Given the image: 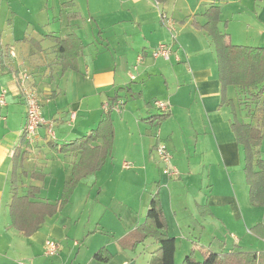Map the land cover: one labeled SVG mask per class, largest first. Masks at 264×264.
Instances as JSON below:
<instances>
[{
    "label": "crops",
    "instance_id": "1",
    "mask_svg": "<svg viewBox=\"0 0 264 264\" xmlns=\"http://www.w3.org/2000/svg\"><path fill=\"white\" fill-rule=\"evenodd\" d=\"M211 6L220 8L226 45L264 48V0H0V95L7 92L0 105V264H137L158 243L148 240L133 252L120 242L145 222L158 188L176 241L175 261L191 254L202 261L211 253L264 252V239L256 236L242 246L249 225L264 231V217L251 204L245 154L232 127L235 120L262 125L264 93L253 99L257 91L223 89L213 41L194 26L207 23ZM70 35L84 49L78 71L63 72L56 43L47 36ZM160 44L171 46L170 60L152 56ZM31 90L47 125L23 140L24 95ZM116 99L113 153L105 167L83 179L65 209L25 237L12 225L13 188L22 197L37 187L35 201H59L79 155L62 154L53 144H70L97 129L106 104ZM154 101L170 110L152 123L163 116ZM262 132L264 138V126ZM159 141L171 149L178 178L162 174ZM260 152L264 159L262 147ZM127 172L133 176L125 186L105 194V177L109 185ZM85 183L92 188H80ZM92 199L97 212L82 222ZM48 240L60 244L54 258L45 256ZM101 249L110 262L95 260Z\"/></svg>",
    "mask_w": 264,
    "mask_h": 264
},
{
    "label": "trees",
    "instance_id": "2",
    "mask_svg": "<svg viewBox=\"0 0 264 264\" xmlns=\"http://www.w3.org/2000/svg\"><path fill=\"white\" fill-rule=\"evenodd\" d=\"M155 1L159 4H164L171 0ZM220 15V8L211 6L204 14L207 23L204 26H200L195 22L194 26L199 30L205 31L213 41L223 89L235 86L242 91H257L256 94L253 93L251 96L256 99L260 94L264 93V48L226 45L224 34L218 27ZM47 37L56 43L54 51L62 71H78L77 60L84 49L80 39L75 35H70L63 39L54 36ZM0 70H2L1 64ZM117 104V99L108 102V111H104V119L98 128L87 136L70 144H53L54 149L62 154L79 155L78 162L73 166L70 175L65 181L59 201L54 204L48 201H35L37 195L41 192L40 188L37 187H30L26 195L22 197L17 195L18 188H13L15 194L10 206L12 225L25 237H31L37 233L46 219L54 217L62 211L69 204L81 181L101 170L112 156L115 132L111 114ZM261 111L263 113V121L260 127L243 124L237 120L232 123L233 131L244 150L245 174L249 185L250 201L255 207H264V159L260 152L263 141L264 103ZM165 118L166 115H163L150 118L149 120L153 123L157 120L162 121ZM22 138L26 140L25 132ZM100 140L102 144L96 145ZM16 154L18 153L16 152ZM14 161L17 162V160ZM15 173H17V168ZM31 176L35 180L43 179V175L33 173ZM148 240H154L158 243V248L151 255L150 264H176V241L168 234L159 188L151 198L145 222L123 239L120 245L134 252ZM94 258L102 263H108L112 259L106 249L99 250ZM182 264H264V252L211 253L202 261H197L191 254L184 259Z\"/></svg>",
    "mask_w": 264,
    "mask_h": 264
},
{
    "label": "built area",
    "instance_id": "3",
    "mask_svg": "<svg viewBox=\"0 0 264 264\" xmlns=\"http://www.w3.org/2000/svg\"><path fill=\"white\" fill-rule=\"evenodd\" d=\"M163 20H168L165 15H162ZM14 55L13 52H11ZM172 55V48L167 44H160L157 48L152 52V56L156 59L162 58L165 60H170ZM7 92L3 91L0 95V105L5 104V97ZM27 112H26V125L24 128V132L28 139H31L37 134V131L44 125H47L42 111V103L39 99L38 94L35 91H26L24 95ZM153 106L160 112L161 115H167L170 110V105L166 102L162 101H154ZM120 107V103L113 108V110H118ZM104 111H108V104H106ZM74 117V115H73ZM155 153L157 155V159L161 164L162 174L168 178H178L179 171L173 164V158L167 148V146L159 141L156 148ZM60 252V244L54 240H48L45 246V256L49 258L56 257Z\"/></svg>",
    "mask_w": 264,
    "mask_h": 264
},
{
    "label": "rangeland",
    "instance_id": "4",
    "mask_svg": "<svg viewBox=\"0 0 264 264\" xmlns=\"http://www.w3.org/2000/svg\"><path fill=\"white\" fill-rule=\"evenodd\" d=\"M261 111V110H260ZM261 114H262V111H261ZM162 143H164L166 146H167V148H168V150H169V152H170V154H171V156H172V158H173V164H174V155H173V153H172V151H171V149L169 148V146L167 145V143L166 142H164V141H162ZM263 145V146H262ZM262 145H261V147L264 149V138H263V141H262ZM261 147H260V150H261ZM104 167H105V165H104ZM132 176H133V173H130V172H127L126 174H124V176H123V178H122V181H119L118 182V178L117 177H114L116 180L114 181V183L113 184H109V185H107L106 183H108V179H109V176H107V177H105V181L102 183L103 184V187L102 188H107V190L105 191V194H107L108 192H110V191H112V190H114V188H123L124 186H125V184H123V182H124V180L126 181L127 180V178H129V179H131L132 178ZM121 177V176H120ZM128 179V180H129ZM83 181V180H82ZM81 181V182H82ZM119 183V184H118ZM121 183V184H120ZM132 183V182H131ZM80 185V184H79ZM79 185H78V187H79ZM136 185V184H135ZM83 187H80V188H86V187H89V188H92V186H89V184H87V183H85V184H83L82 185ZM84 186H86V187H84ZM137 186V185H136ZM77 187V188H78ZM110 188V189H109ZM47 190H49V189H47ZM53 190V189H52ZM52 190H51V192H52ZM78 190H80V189H78ZM76 192V191H75ZM75 192H74V194H75ZM84 192H86V191H84ZM73 194V195H74ZM95 200H97V199H95ZM95 200H91L90 202H89V208L88 209H86V211H85V213H84V216H85V218H82V222H85L86 220H87V218H86V216H88L89 215V213H91V212H93V213H96L97 212V209H95V210H93V207H94V202H95ZM63 209H65V207L63 208ZM83 208H80V209H78V211H79V215H77L79 218H80V213H82L83 214V212H84V210H82ZM257 211L256 212H258V214H261L263 217H264V207H257V209H256ZM82 211V212H81ZM248 228L250 229L249 231H250V233H249V237H246V239H245V241L243 242V244H242V246H244L245 248H248L250 245L248 244V241L250 240V238L251 237H253V236H256V237H258V238H260V239H264V231L262 232V233H260V226H257L256 228H252L250 225L247 227V230H248ZM219 229H222V234H224L225 235V237H231L230 236V233L228 234H226V230L224 229V227L223 226H221V227H219ZM252 234V235H251ZM253 242L254 243H256V244H260V242L259 241H254L253 240ZM248 244V245H247ZM247 245V246H246ZM262 252V251H261ZM142 253H144V252H142ZM150 253L148 252V251H146L144 254H141V255H139L138 256V258H136L137 259V264H148V260H149V258H150ZM176 264H182L181 263V260H179V259H177L176 260Z\"/></svg>",
    "mask_w": 264,
    "mask_h": 264
}]
</instances>
